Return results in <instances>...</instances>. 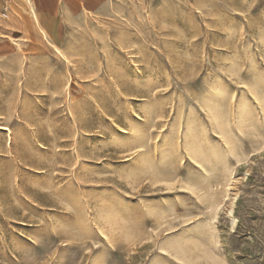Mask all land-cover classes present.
<instances>
[{
  "label": "rangeland",
  "instance_id": "1",
  "mask_svg": "<svg viewBox=\"0 0 264 264\" xmlns=\"http://www.w3.org/2000/svg\"><path fill=\"white\" fill-rule=\"evenodd\" d=\"M0 264H264V0H0Z\"/></svg>",
  "mask_w": 264,
  "mask_h": 264
},
{
  "label": "trees",
  "instance_id": "2",
  "mask_svg": "<svg viewBox=\"0 0 264 264\" xmlns=\"http://www.w3.org/2000/svg\"><path fill=\"white\" fill-rule=\"evenodd\" d=\"M252 178H253V177H249V179H251V180H252Z\"/></svg>",
  "mask_w": 264,
  "mask_h": 264
},
{
  "label": "bare ground",
  "instance_id": "3",
  "mask_svg": "<svg viewBox=\"0 0 264 264\" xmlns=\"http://www.w3.org/2000/svg\"><path fill=\"white\" fill-rule=\"evenodd\" d=\"M58 52V51H57ZM237 159H239V158H237Z\"/></svg>",
  "mask_w": 264,
  "mask_h": 264
}]
</instances>
